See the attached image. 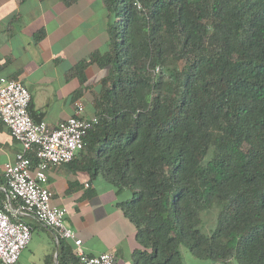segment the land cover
I'll use <instances>...</instances> for the list:
<instances>
[{
  "label": "trees",
  "instance_id": "16d2710c",
  "mask_svg": "<svg viewBox=\"0 0 264 264\" xmlns=\"http://www.w3.org/2000/svg\"><path fill=\"white\" fill-rule=\"evenodd\" d=\"M103 2L108 49L67 75L105 71L78 153L130 194L117 206L136 230L132 263L183 264V246L264 264V0ZM57 259L76 264L64 245Z\"/></svg>",
  "mask_w": 264,
  "mask_h": 264
},
{
  "label": "crops",
  "instance_id": "0c3cea01",
  "mask_svg": "<svg viewBox=\"0 0 264 264\" xmlns=\"http://www.w3.org/2000/svg\"><path fill=\"white\" fill-rule=\"evenodd\" d=\"M108 21L103 0H0V76L22 82L30 104L49 128L72 115L77 100L85 99V115H92L91 98L84 86L95 66L85 69L84 83L79 75L67 72L92 53L108 49ZM18 150L19 144L0 121V208L6 200L4 164ZM88 161L77 153L71 162L47 170L51 204L66 208L65 220L81 239L83 253L108 252L115 264H133L131 255L138 248L136 230L117 206L130 194L127 190L116 193L100 175H93L95 170L84 166ZM96 198L95 208L89 207ZM20 218L31 227V233L46 230L54 241L52 232L33 217ZM63 245L76 258L74 245L70 241ZM62 246L56 243L55 264Z\"/></svg>",
  "mask_w": 264,
  "mask_h": 264
},
{
  "label": "built area",
  "instance_id": "2783aa9c",
  "mask_svg": "<svg viewBox=\"0 0 264 264\" xmlns=\"http://www.w3.org/2000/svg\"><path fill=\"white\" fill-rule=\"evenodd\" d=\"M134 4L140 7L137 1ZM29 104V91L21 81L0 76V121L19 144L14 159L4 164L7 188L0 208V264H17L31 238V227L22 215L48 228L55 243L70 241L76 248V264H115L111 253H83L81 239L66 224V208L51 204L52 191L46 184L50 167L71 162L83 149L84 137L97 118L86 116L84 103L77 100L73 114L49 128L44 121L33 120Z\"/></svg>",
  "mask_w": 264,
  "mask_h": 264
},
{
  "label": "rangeland",
  "instance_id": "374dc122",
  "mask_svg": "<svg viewBox=\"0 0 264 264\" xmlns=\"http://www.w3.org/2000/svg\"><path fill=\"white\" fill-rule=\"evenodd\" d=\"M167 71L169 72V70ZM104 74L105 71L97 67H93L89 70L88 82L87 85L84 86L86 96L91 98L93 95L97 94V91L100 87V79ZM82 102L86 104L85 99H82ZM96 201L97 198L96 200L89 203V207L95 208L94 206H96L97 204ZM217 213L218 208L216 206L202 212V232L208 233L212 230L216 223ZM66 224L69 226L67 221ZM65 242L66 241L62 240L58 245L62 246ZM180 249L184 264H239L236 259H231L228 263H218L209 260H201L194 257L185 247L182 246ZM55 252L56 243L52 240L50 233L46 230L37 229L31 233V238L28 244L20 254L18 264H48L49 260L50 262L52 261V263L55 264Z\"/></svg>",
  "mask_w": 264,
  "mask_h": 264
},
{
  "label": "water",
  "instance_id": "95a60500",
  "mask_svg": "<svg viewBox=\"0 0 264 264\" xmlns=\"http://www.w3.org/2000/svg\"><path fill=\"white\" fill-rule=\"evenodd\" d=\"M29 113L35 122L41 121V115L33 109L32 104L29 105Z\"/></svg>",
  "mask_w": 264,
  "mask_h": 264
}]
</instances>
